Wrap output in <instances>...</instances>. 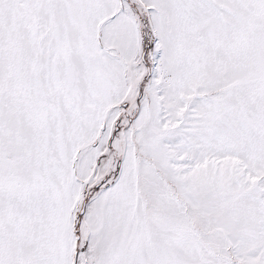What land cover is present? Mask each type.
I'll return each instance as SVG.
<instances>
[{"label":"snow or ice","instance_id":"snow-or-ice-1","mask_svg":"<svg viewBox=\"0 0 264 264\" xmlns=\"http://www.w3.org/2000/svg\"><path fill=\"white\" fill-rule=\"evenodd\" d=\"M0 264H264V0H0Z\"/></svg>","mask_w":264,"mask_h":264}]
</instances>
